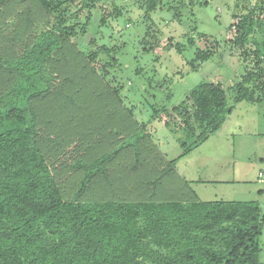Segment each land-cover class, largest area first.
<instances>
[{
  "label": "trees",
  "instance_id": "trees-1",
  "mask_svg": "<svg viewBox=\"0 0 264 264\" xmlns=\"http://www.w3.org/2000/svg\"><path fill=\"white\" fill-rule=\"evenodd\" d=\"M35 1L28 8L25 0H0V264H263L258 237L264 208L257 202L163 199L154 178L131 176L139 171L143 147L148 154L154 150L117 120L121 99L117 86L106 81L117 79L116 47L95 46L91 37L81 41L80 51L70 40L87 32L88 18L79 24L67 17L65 1ZM105 1L83 0L82 8L102 11ZM139 1L146 17L164 4ZM171 8L174 17L180 15L179 6ZM46 14L53 21L36 30L34 18ZM10 15L18 22L8 30ZM232 17V44L243 48V56L263 58L264 0ZM104 22L101 15L96 25ZM256 28L263 34L261 46L244 49ZM172 46L182 51L169 37L166 47ZM194 53L192 70L212 55L210 49ZM211 79L197 83L186 104L171 107L187 135L202 129L199 137L206 138L233 110L220 81ZM231 90L234 101H264L258 60ZM162 110L167 113L152 107V116ZM67 146L80 155L55 173L49 162ZM160 162L165 165L157 182L167 180L176 159Z\"/></svg>",
  "mask_w": 264,
  "mask_h": 264
},
{
  "label": "rangeland",
  "instance_id": "rangeland-1",
  "mask_svg": "<svg viewBox=\"0 0 264 264\" xmlns=\"http://www.w3.org/2000/svg\"><path fill=\"white\" fill-rule=\"evenodd\" d=\"M48 1L56 4L59 0ZM60 1H65L61 7H65L67 17L71 15L79 24H84L88 18L87 32L70 40L77 41L80 51L85 48L82 42L91 37L95 46L116 47L114 54L118 64L113 74L117 79L112 82L106 78V81L111 87L117 86L121 99L118 103L123 111L117 120L121 119L126 129L133 128L140 142L147 147L150 144L154 150L148 154L143 147L138 158L139 171H131V176L144 173L143 177L154 178L157 192L163 199L255 201L264 208V101L237 102L231 90L254 60L264 67V57L243 56V48L231 42L235 28H230L235 21L234 13H244L261 0H192L191 4L189 0H162L163 7L158 4L156 10L148 13L149 18L144 8L137 6L139 0H107L102 11L82 8L83 0ZM25 3L29 4L28 8L34 3L38 5L35 0H25ZM168 5L179 6L180 15L174 17V10H168ZM101 15L105 22L99 28ZM51 21L52 15H37L34 18V25L38 23L36 30ZM17 22L18 17L10 15L7 29L11 30ZM198 33L203 35L199 37ZM169 37L182 46V51L176 46L166 47ZM189 37H193L192 43L188 42ZM262 41L263 34L256 28L244 49L260 47ZM196 48L210 49L212 55L198 61L197 69L192 70L189 62L194 59ZM99 58L105 63L102 55ZM210 78L220 81L227 105H232L233 110L206 138L199 137L202 129L200 133L187 135L179 130V117L171 107L186 104L189 91L200 81ZM152 107L166 108L167 113L162 110L153 117ZM181 141L186 143L185 149ZM73 148L67 146L57 160L49 162L55 173L61 168L67 170V165L80 155ZM184 150L187 153L179 158ZM161 157L167 162L176 159V163L168 172L167 180L157 182ZM151 165L155 171L150 169ZM72 171L74 169L63 177L70 176ZM64 189L68 194L71 191L69 185ZM258 242L259 260L264 264V225Z\"/></svg>",
  "mask_w": 264,
  "mask_h": 264
}]
</instances>
